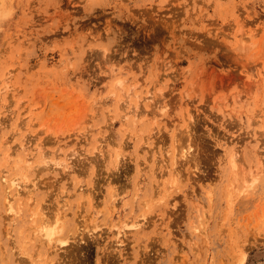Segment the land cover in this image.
<instances>
[{
	"label": "rangeland",
	"instance_id": "1",
	"mask_svg": "<svg viewBox=\"0 0 264 264\" xmlns=\"http://www.w3.org/2000/svg\"><path fill=\"white\" fill-rule=\"evenodd\" d=\"M0 264H264V0H0Z\"/></svg>",
	"mask_w": 264,
	"mask_h": 264
},
{
	"label": "bare ground",
	"instance_id": "2",
	"mask_svg": "<svg viewBox=\"0 0 264 264\" xmlns=\"http://www.w3.org/2000/svg\"><path fill=\"white\" fill-rule=\"evenodd\" d=\"M7 88V87H6ZM22 149H24V148H22ZM42 149V148H41ZM29 150V149H28ZM37 150V149H36ZM188 150V149H187ZM40 150H39V148H38V152H39ZM12 152H14V151H12ZM41 152V151H40ZM12 154V153H11ZM184 155L183 156H186L187 154L184 152L183 153ZM186 154V155H185ZM11 157V156H10ZM27 158H29L28 156H27ZM21 161V160H20ZM19 161V162H20ZM17 163V162H16ZM60 163V162H59ZM19 163H17V165H18ZM58 164V163H57ZM56 164V165H57ZM59 165H61V164H59ZM10 181V180H9ZM8 184V183H7ZM22 185L19 183V182H17L16 180H13L11 183H10V187H9V189L8 190H10V192H9V197L7 198V200H8V204L7 205H9V209H10V211H12V209L14 208L13 207V203L17 200V199H19L21 196H22V194H23V191H22ZM25 191V190H24ZM24 195H26V194H24ZM41 230H42V232H43V237L44 238H46V239H48L49 241H51L52 240V238H53V236L56 234V228H47L46 226H43L42 225V227H41Z\"/></svg>",
	"mask_w": 264,
	"mask_h": 264
}]
</instances>
